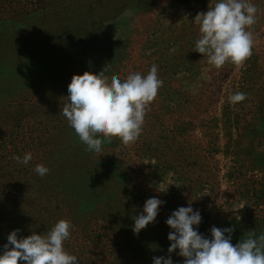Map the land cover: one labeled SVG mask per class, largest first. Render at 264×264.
<instances>
[{"label": "rangeland", "instance_id": "rangeland-1", "mask_svg": "<svg viewBox=\"0 0 264 264\" xmlns=\"http://www.w3.org/2000/svg\"><path fill=\"white\" fill-rule=\"evenodd\" d=\"M56 1L43 15L17 25L36 40L28 52L34 58L31 79L44 74L40 65L50 66V90L67 91L74 73L107 67L109 80L124 79L155 64L163 82L135 142L99 137L104 154L96 158L93 176H84L89 188L81 207L87 209L98 195V215L111 213L129 174L130 194L165 201L155 220L188 203L202 219L208 216L207 223L244 216L248 209L254 214L253 199L246 202L238 192L264 174V0H251L257 8L255 23L246 29L252 54L242 64L226 61L220 67L192 50L199 37L194 17L216 0H66L64 7ZM236 92L245 99L231 101ZM142 199H131L136 214Z\"/></svg>", "mask_w": 264, "mask_h": 264}, {"label": "trees", "instance_id": "trees-1", "mask_svg": "<svg viewBox=\"0 0 264 264\" xmlns=\"http://www.w3.org/2000/svg\"><path fill=\"white\" fill-rule=\"evenodd\" d=\"M59 3L0 0V250L13 229L20 230L18 238L32 231L46 233L55 222L65 219L71 229L64 248L77 264H151L153 256L169 255L166 236L170 229L164 223L168 216L133 233L136 213L131 199L135 195L137 200L142 198L127 189L129 174L125 186L118 188L113 197L115 211L98 215V195L87 209L81 207L89 188L84 176H93L98 156L86 150L62 115L67 91L50 90V66L38 67L39 72H44L38 75V81L28 75L34 60L28 52L36 40L23 36L17 25L43 15ZM63 3L64 7L67 1ZM25 152L32 153L28 165L13 159ZM38 163L49 169L43 177L33 170ZM251 185L239 191L238 196H246V202L253 199L254 214L248 209L239 220L235 216L214 217L208 223L207 216L201 220L199 231L209 236L213 225L232 226V244L250 231L256 235L264 232V174ZM258 208L263 211L260 216L256 215ZM177 251L170 254L174 264L184 259Z\"/></svg>", "mask_w": 264, "mask_h": 264}, {"label": "clouds", "instance_id": "clouds-1", "mask_svg": "<svg viewBox=\"0 0 264 264\" xmlns=\"http://www.w3.org/2000/svg\"><path fill=\"white\" fill-rule=\"evenodd\" d=\"M256 12L251 0H216L212 7L194 17L199 37L192 50L206 56L216 67L226 61L242 64L252 54V36L246 29L255 23ZM125 14L131 13L126 11ZM106 71L107 67L96 74L74 73L67 85L68 102L62 109V115L86 150L98 157L104 154L101 136L105 139L118 137L125 145L138 139L148 105L163 83L155 64L146 74L132 72L124 79L114 75L109 80ZM244 99L243 92L230 97L233 102ZM13 159L28 165L32 153L25 152L22 157L14 156ZM33 170L41 177L49 172L47 166L39 163ZM164 203L157 196L148 197L133 218V233L138 234L154 223L159 206ZM201 220L200 210L194 209L191 203L172 210L164 221L170 229L166 236L170 242L169 255L153 256L151 264H174L170 255L174 250L184 258L177 264H264V232L256 235L250 231L232 244V226L213 225L210 235L206 236L198 228ZM70 229L71 224L65 219L55 222L46 233L32 231L18 238L20 230L13 229L0 250V264H77L64 248V242L70 238Z\"/></svg>", "mask_w": 264, "mask_h": 264}]
</instances>
